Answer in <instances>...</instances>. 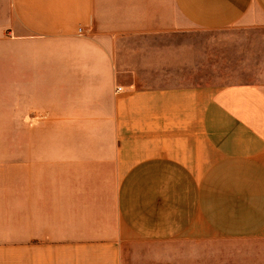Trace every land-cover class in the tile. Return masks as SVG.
I'll return each instance as SVG.
<instances>
[{"label":"crops","instance_id":"0c3cea01","mask_svg":"<svg viewBox=\"0 0 264 264\" xmlns=\"http://www.w3.org/2000/svg\"><path fill=\"white\" fill-rule=\"evenodd\" d=\"M7 134L0 264H264V0H0Z\"/></svg>","mask_w":264,"mask_h":264},{"label":"rangeland","instance_id":"374dc122","mask_svg":"<svg viewBox=\"0 0 264 264\" xmlns=\"http://www.w3.org/2000/svg\"><path fill=\"white\" fill-rule=\"evenodd\" d=\"M220 34L218 33H201L193 32L184 37V42L193 45L196 48L202 50L214 49L218 53L221 52V49L228 50L227 46L230 40L220 41ZM231 81L233 79H230ZM16 136L14 134H7L5 136H0V144H5L9 147H12L16 143ZM10 154V153H8Z\"/></svg>","mask_w":264,"mask_h":264},{"label":"built area","instance_id":"2783aa9c","mask_svg":"<svg viewBox=\"0 0 264 264\" xmlns=\"http://www.w3.org/2000/svg\"><path fill=\"white\" fill-rule=\"evenodd\" d=\"M79 32H81V30H79ZM118 90H120V89H118Z\"/></svg>","mask_w":264,"mask_h":264}]
</instances>
